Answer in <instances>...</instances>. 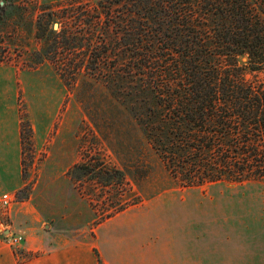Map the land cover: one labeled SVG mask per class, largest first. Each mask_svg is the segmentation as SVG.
Returning <instances> with one entry per match:
<instances>
[{
  "label": "rangeland",
  "instance_id": "obj_1",
  "mask_svg": "<svg viewBox=\"0 0 264 264\" xmlns=\"http://www.w3.org/2000/svg\"><path fill=\"white\" fill-rule=\"evenodd\" d=\"M67 1L0 0V149L17 127L20 138L15 156H0V176L19 175L0 233L22 237L12 245L20 264L36 253L20 249L17 225L35 218L44 243L67 240L95 264H264V180L181 186L106 82L73 81L52 61L63 53L42 52L38 19ZM51 25L59 30V17ZM255 74L246 77L264 78ZM82 163L94 170L72 172Z\"/></svg>",
  "mask_w": 264,
  "mask_h": 264
},
{
  "label": "trees",
  "instance_id": "obj_2",
  "mask_svg": "<svg viewBox=\"0 0 264 264\" xmlns=\"http://www.w3.org/2000/svg\"><path fill=\"white\" fill-rule=\"evenodd\" d=\"M46 15L42 52L106 82L181 186L264 180V78L246 77L264 73V0H68Z\"/></svg>",
  "mask_w": 264,
  "mask_h": 264
},
{
  "label": "crops",
  "instance_id": "obj_3",
  "mask_svg": "<svg viewBox=\"0 0 264 264\" xmlns=\"http://www.w3.org/2000/svg\"><path fill=\"white\" fill-rule=\"evenodd\" d=\"M16 131L18 134V127L14 130L15 136H13L12 141L8 142V144L6 142L5 147L0 149V156H15L19 151L20 138L19 135L15 134ZM1 133L3 134V136L7 135L6 131L0 132V134ZM2 140L7 141V139L4 138ZM18 177L19 175L15 174L13 168H11L10 171H5V176H0V196L3 193H13L10 190L5 189L13 188L15 186L16 178ZM15 210L16 211H13L14 215L20 212V214H18V217L28 219L27 215L25 214L27 213V211L25 212V210H21L19 208ZM37 223L38 220L35 218V220H32L31 222L26 224L27 227L25 225L23 229L22 226L17 225L19 226V229H17V231L24 236V239L20 245V249L26 253H36L35 256L24 260L21 264H95L92 259L91 262H87L86 256L83 254V251H80L79 247L74 244H68L69 241L67 240H63L62 244L57 246L54 245V243L50 244V242H48L47 240L46 243H44L45 235L41 232V228ZM10 231L12 230L10 229ZM0 264H20L14 246H12L10 242H8V240L5 241L1 233Z\"/></svg>",
  "mask_w": 264,
  "mask_h": 264
},
{
  "label": "built area",
  "instance_id": "obj_4",
  "mask_svg": "<svg viewBox=\"0 0 264 264\" xmlns=\"http://www.w3.org/2000/svg\"><path fill=\"white\" fill-rule=\"evenodd\" d=\"M15 202V195L13 193H3L0 196V210H8ZM22 240L21 236H10L9 242L11 245H16Z\"/></svg>",
  "mask_w": 264,
  "mask_h": 264
},
{
  "label": "water",
  "instance_id": "obj_5",
  "mask_svg": "<svg viewBox=\"0 0 264 264\" xmlns=\"http://www.w3.org/2000/svg\"><path fill=\"white\" fill-rule=\"evenodd\" d=\"M55 26V25H54Z\"/></svg>",
  "mask_w": 264,
  "mask_h": 264
}]
</instances>
